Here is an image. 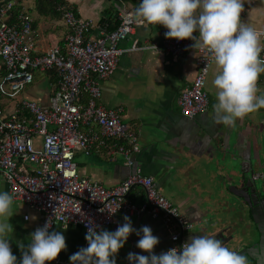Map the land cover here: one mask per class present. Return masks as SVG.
<instances>
[{"label":"built area","instance_id":"2783aa9c","mask_svg":"<svg viewBox=\"0 0 264 264\" xmlns=\"http://www.w3.org/2000/svg\"><path fill=\"white\" fill-rule=\"evenodd\" d=\"M14 7V1L0 5V97L8 103L3 108L0 104V175L14 201L39 214L33 232L51 219L50 231L61 224L80 227L87 233L89 222L106 229L118 224L121 213H145L161 221L169 249L182 251L185 232L192 224L160 193L153 178L136 165L138 138L122 121L121 109L97 104L102 95L98 81L114 74L120 57L127 52L120 43L142 24L126 12L119 16L114 30H100L91 37L92 21L71 8L58 7L68 29L63 44L37 54L34 18L25 7L13 14ZM160 26L164 33L168 31ZM193 44L192 40L166 36L162 43L172 56L196 53L195 77L178 99L181 114L189 120L208 109L205 86L212 63L211 57L194 49ZM154 47L142 49H157ZM137 49L134 45L128 51ZM261 55L264 57V53ZM35 72H54L56 77L47 104L18 98L34 82ZM101 149L108 150L110 160L121 155L125 165L132 168L111 189L80 176L74 162L76 152L89 154ZM134 186H141L145 193L139 208L127 200ZM28 219L25 215L24 220ZM52 264L67 263L57 259Z\"/></svg>","mask_w":264,"mask_h":264},{"label":"crops","instance_id":"0c3cea01","mask_svg":"<svg viewBox=\"0 0 264 264\" xmlns=\"http://www.w3.org/2000/svg\"><path fill=\"white\" fill-rule=\"evenodd\" d=\"M142 0H63L58 7L73 9L80 17L93 23L91 37L99 34L101 23L119 18L129 12L134 16L136 6ZM58 11V8H57ZM58 13H60L58 11ZM37 54L47 48L62 45L68 32L61 16L32 14ZM243 21L250 23L257 31L264 32V0H248L245 4ZM198 37V33H195ZM165 33L160 25H142L135 27L120 43V48L127 50L118 62L112 76L100 80L101 98L98 105L106 108L121 109L122 121L137 136L139 152L134 161L143 173L153 178L160 193L192 224L185 232V241L189 236L214 235L218 239L220 228L211 227L210 223L231 217V202H235L229 188L242 187V175L251 161L253 180L264 190V109L250 114L243 120H237L234 126L215 124L213 105L217 102L212 80L216 72L211 63L205 90L208 95V109L193 120L185 118L180 112L178 99L181 91L189 86L196 74L194 51L180 56L165 52L162 43ZM264 43V37L261 38ZM194 43V41H193ZM138 49L128 51L133 46ZM156 46L157 49H142ZM93 78V77H92ZM41 80H44L40 82ZM32 92L23 93L20 99L35 100L47 104L53 85L47 78L38 79ZM259 94H264V75L258 81ZM76 160V161H75ZM74 162L80 176L93 179L107 189L119 185L131 172L121 155L110 160L108 150H92L89 154L76 152ZM0 191H8L0 175ZM128 202L139 208L145 201L141 186L131 188ZM14 215L9 223L13 233L9 239L12 252L19 262L21 250L30 243L33 229L38 226L39 214L25 205L14 201ZM28 215V221L24 216ZM127 216L135 229L149 226L153 235L159 238L154 248L156 255L169 249L168 234L158 219H152L145 213L118 216V224L105 230L114 232ZM211 220L208 223V220ZM226 224V223H225ZM221 227V226H220ZM51 231H59L66 238L67 248L57 259L71 264L69 257L80 248L87 247L85 231L74 225L57 224ZM142 235V233H141ZM138 237L132 233L125 246L119 251L116 260L130 264L128 253L148 256L137 245ZM127 260V263H126Z\"/></svg>","mask_w":264,"mask_h":264},{"label":"clouds","instance_id":"9594fccd","mask_svg":"<svg viewBox=\"0 0 264 264\" xmlns=\"http://www.w3.org/2000/svg\"><path fill=\"white\" fill-rule=\"evenodd\" d=\"M243 12L244 0H142L134 11L140 24L162 25L168 29L167 39L192 40L194 49L211 57L216 66L212 80L217 101L213 105V121L218 125L234 126L237 120L264 109V94L258 95V81L264 75V33L243 21ZM13 205L14 196L0 191V264H18L9 242ZM51 226L50 219L31 234L27 247L19 244V264H52L66 250L65 236L50 231ZM86 227L87 247L69 257L71 264H116V256L132 233L140 237L136 246L149 255L129 252L130 264H247L245 255L214 235L189 236L182 251L172 248L156 255L154 248L159 238L149 226L135 229L127 216L114 232L95 222Z\"/></svg>","mask_w":264,"mask_h":264},{"label":"flooded vegetation","instance_id":"af4514ba","mask_svg":"<svg viewBox=\"0 0 264 264\" xmlns=\"http://www.w3.org/2000/svg\"><path fill=\"white\" fill-rule=\"evenodd\" d=\"M256 210V216L254 220L257 221L261 216V223H264V210L261 208H255L252 205H243L240 206L239 209H233L232 215L234 213H239L238 219H231L229 222H235L238 225V228L233 233L229 234V227L224 234L225 244L234 250L239 252L242 255L247 257V264H264V236L262 237V241L259 242V234L256 231V226L252 217ZM228 224H225L227 226ZM259 225V226H260ZM224 226V227H225ZM258 226V225H257ZM251 232L253 238H245L244 234Z\"/></svg>","mask_w":264,"mask_h":264},{"label":"water","instance_id":"95a60500","mask_svg":"<svg viewBox=\"0 0 264 264\" xmlns=\"http://www.w3.org/2000/svg\"><path fill=\"white\" fill-rule=\"evenodd\" d=\"M249 162H250V165L248 167V170H246V169L244 170L245 174L250 173L249 178L247 179L244 176L243 172L241 171L242 187L239 188V187L235 186V187L229 188L230 195L233 196L235 199V202L230 203V205L232 206V208H231L232 211H233V209H239L240 206H243V205H247V207L249 205H252L255 208L258 207V208H261V210H264V190L261 186H258L255 183V179L253 180V173L254 172H253L252 167H251V161L249 160ZM246 171H247V173H246ZM255 216H256V210H255V213L252 217V220L254 221V224L256 226V231L259 234V242H261L262 237L264 236V223H262L260 225L262 216L257 221L254 220ZM215 218L217 220L213 221L214 224L211 222L212 219L208 220V223L211 222L210 223L211 227L215 226L216 229L220 228V230H219L220 233H218L217 237H218V239H221L224 242L226 237L224 236V232L221 229L225 226V223L227 224V222L230 220V218L234 219V217H233L232 212H231V217L229 219H225V217L223 215H222V218H220L219 220H218L217 216ZM244 237L247 239L253 238V235L251 234V232H248V233L244 234ZM227 245L228 244H226V246ZM126 263H127V260H126ZM116 264H122V261L116 260Z\"/></svg>","mask_w":264,"mask_h":264},{"label":"trees","instance_id":"16d2710c","mask_svg":"<svg viewBox=\"0 0 264 264\" xmlns=\"http://www.w3.org/2000/svg\"><path fill=\"white\" fill-rule=\"evenodd\" d=\"M8 1H14L15 2V7L12 10L13 14H17L22 7L26 8V11L30 14L36 13L39 16H43V15H55L57 17L61 16L60 13H58L57 8L58 5H62L63 0H0V5L8 2ZM109 22H111L108 26L107 24L101 23L100 28L107 30V31H112L114 30L118 25H119V20L116 18L115 19H110L108 20ZM3 73H0V77ZM37 74H42L45 75L47 78V81L51 84H54L56 81V77L54 75V72H47V73H39V72H35L34 73V79H36V75ZM42 77V76H41ZM0 104H1V108H3L5 106L6 103L5 99H3L2 97H0Z\"/></svg>","mask_w":264,"mask_h":264},{"label":"rangeland","instance_id":"374dc122","mask_svg":"<svg viewBox=\"0 0 264 264\" xmlns=\"http://www.w3.org/2000/svg\"><path fill=\"white\" fill-rule=\"evenodd\" d=\"M65 26V25H64ZM66 27V26H65ZM42 76V77H41ZM39 77H40V79H44V78H46V76L45 75H42V74H37L36 75V79H34V82L31 84V85H29V86H27L26 87V89L24 90V93H29V92H32L33 91V88L37 85V83H38V85L40 86V85H42V84H44V83H42V84H40L39 83V81H38V79H39ZM42 81H44V80H41L40 82H42ZM37 85V87H39ZM36 88V87H35ZM19 98V97H18ZM76 161V160H75ZM233 217L235 218V219H238L239 218V213H234L233 214ZM230 221V220H229ZM227 222V226H225V227H223L221 230H223V232H224V234L226 233V231H227V229H228V227H229V234H231V233H233L232 235L234 236L235 234H234V232H235V230L238 228V225L235 223V222Z\"/></svg>","mask_w":264,"mask_h":264}]
</instances>
